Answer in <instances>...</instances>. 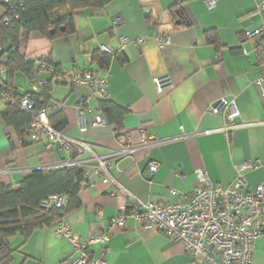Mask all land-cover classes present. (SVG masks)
I'll list each match as a JSON object with an SVG mask.
<instances>
[{
    "label": "crops",
    "instance_id": "1",
    "mask_svg": "<svg viewBox=\"0 0 264 264\" xmlns=\"http://www.w3.org/2000/svg\"><path fill=\"white\" fill-rule=\"evenodd\" d=\"M260 1L217 0L215 8L208 9L204 0H111L104 7L78 12L69 34L48 38L34 31L20 44L29 61L50 57L66 71L107 76V99L128 108L123 134L141 130L161 141L112 162L118 185L104 184L99 178L81 184V206L63 218L74 235L86 239L100 232L126 210V193L152 202L168 200L170 189L191 194L198 185V170L226 188L237 177L239 165L257 161L256 167L242 172L244 191H254L264 182V100L254 85L264 72ZM256 29L261 34L248 39L247 34ZM210 31L219 47L208 42ZM160 36L169 39L163 48L158 44ZM122 37L128 38L124 44ZM140 38L143 42L138 45ZM98 45L111 49L104 54L109 56L107 63ZM154 77H169L172 87L158 93ZM27 85L26 76L15 72L12 91L21 95ZM89 94L88 86H76L68 78L53 83L49 93L64 107L66 136L83 140L98 155H105L118 143L112 125L94 124L102 97L89 100L86 131L79 128L76 104ZM221 98L234 100L239 113L234 123L240 126L228 132L222 130L230 124L222 113H208ZM2 110L8 107L0 102ZM62 158L63 153L46 142H27L23 130L16 132L0 119V183L17 184L33 170L55 169ZM150 161L160 164L153 176L148 172ZM57 226L58 222L37 229L25 241L20 236L11 238L15 250L10 264H68L76 254L68 240L57 237ZM106 247L107 264H193L181 243L142 230L132 220L124 230L111 232ZM103 249L95 243L91 255L99 257ZM251 264H264V235L254 243Z\"/></svg>",
    "mask_w": 264,
    "mask_h": 264
},
{
    "label": "built area",
    "instance_id": "2",
    "mask_svg": "<svg viewBox=\"0 0 264 264\" xmlns=\"http://www.w3.org/2000/svg\"><path fill=\"white\" fill-rule=\"evenodd\" d=\"M208 9L216 6L217 0H204ZM259 9H264V0L258 4ZM17 9L24 10V0H0V18L3 24H9L13 19H18ZM120 21L115 20V24ZM261 29L248 33L247 38L260 35ZM127 37H122L124 44ZM143 39L136 43L141 45ZM169 42L168 37H158L159 47L163 48ZM0 51L3 45L0 44ZM100 53H110L106 45H98ZM246 55L247 51L242 50ZM43 77L40 78L39 74ZM4 68L0 66V76ZM32 79L28 81L24 95L16 97L8 88L0 89V102L6 106L19 105L22 110L31 113V119L24 128V133L29 143L46 142L54 150L63 153V158L57 168H75L83 172L82 185L93 182L99 178L104 184H116L112 176V162L127 156L134 155L141 149H148L161 141L147 135L141 130L122 134L117 139L118 146L105 155H98L91 144L66 136L64 130L56 129L49 120L52 113L62 111L63 105L50 100L45 105L35 108L31 94L39 90L48 78L52 83H60L68 78L76 86H88L90 94L79 99L76 104L80 131H86L85 115L91 112L88 102L94 96L107 99V76H100L95 72L66 71L60 67L54 68L53 64L37 61L32 72ZM154 85L158 93H163L172 87L169 77H154ZM254 85L259 95L264 100V72L258 76ZM208 113L217 115L222 113L230 124L224 125L222 130L228 132L240 124L234 123L239 113L234 100L221 98L208 108ZM96 125L106 124L101 114L94 120ZM257 161H246L237 167L238 175L226 188L213 183L204 171L196 172L198 185L191 194H184L176 189H170L169 199L164 202L142 201L126 193L128 196L126 210L116 217L111 218L105 227L96 234H89L86 239L72 233L70 226L64 219L58 221L56 228L57 237L66 239L75 252L74 259L68 264H107L105 252L107 242L114 229L124 230L127 221L132 220L140 229L160 233L172 241L179 242L192 259L193 264H251L254 254V243L264 235V182L259 183L254 191H244L245 181L242 172L256 167ZM160 164L150 161L148 172L153 176ZM64 195L52 194L48 197V206L62 208L66 204ZM100 214V212H98ZM100 243L104 249L99 257L91 255L93 245Z\"/></svg>",
    "mask_w": 264,
    "mask_h": 264
},
{
    "label": "trees",
    "instance_id": "3",
    "mask_svg": "<svg viewBox=\"0 0 264 264\" xmlns=\"http://www.w3.org/2000/svg\"><path fill=\"white\" fill-rule=\"evenodd\" d=\"M111 0H24V10L17 9L18 19L9 24H3L0 18V66L4 74L0 76V89H11L15 72H22L27 81L33 77L32 72L37 61L54 65L50 57L37 61H29L20 50V44L31 32L37 31L48 38H55L74 31V16L83 10L104 7ZM181 18V17H180ZM182 23L189 22L181 18ZM61 27L64 30H61ZM53 30V33H51ZM208 42L219 47L218 40L211 31L207 33ZM103 54V62L109 61V56ZM4 76V77H3ZM52 81L48 78L37 92L29 93L35 108L45 105L50 100ZM13 92V91H12ZM14 93V92H13ZM14 95L20 97L24 95ZM6 106V105H5ZM8 110L0 111V119L7 126L21 133L31 119V113L22 110L19 105L7 106ZM97 111L105 122L114 127L115 137L123 134V118L128 108L121 107L111 100L102 98L97 102ZM50 122L58 130H63L67 124L62 111L52 113ZM84 180L83 172L75 168H55L49 170L36 169L31 171L17 184L4 185L0 183V262L10 264L15 248L9 240L20 236L25 241L33 231L49 227L63 219L69 212L79 208L81 201L79 191ZM52 194L64 195L67 199L62 208L43 207Z\"/></svg>",
    "mask_w": 264,
    "mask_h": 264
},
{
    "label": "water",
    "instance_id": "4",
    "mask_svg": "<svg viewBox=\"0 0 264 264\" xmlns=\"http://www.w3.org/2000/svg\"><path fill=\"white\" fill-rule=\"evenodd\" d=\"M61 30H64V28H63V27H61ZM51 33H53V30H51ZM42 206H43V207H46V206H48V202H44Z\"/></svg>",
    "mask_w": 264,
    "mask_h": 264
}]
</instances>
